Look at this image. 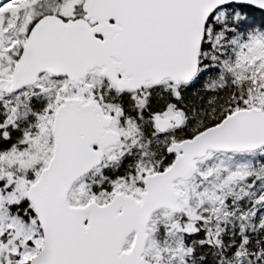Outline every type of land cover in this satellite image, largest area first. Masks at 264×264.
<instances>
[{"label":"snow or ice","instance_id":"snow-or-ice-1","mask_svg":"<svg viewBox=\"0 0 264 264\" xmlns=\"http://www.w3.org/2000/svg\"><path fill=\"white\" fill-rule=\"evenodd\" d=\"M0 264H264V0H0Z\"/></svg>","mask_w":264,"mask_h":264}]
</instances>
